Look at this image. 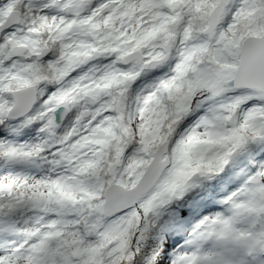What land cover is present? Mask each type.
<instances>
[{
	"label": "snow or ice",
	"instance_id": "1",
	"mask_svg": "<svg viewBox=\"0 0 264 264\" xmlns=\"http://www.w3.org/2000/svg\"><path fill=\"white\" fill-rule=\"evenodd\" d=\"M0 264H264V0H0Z\"/></svg>",
	"mask_w": 264,
	"mask_h": 264
}]
</instances>
